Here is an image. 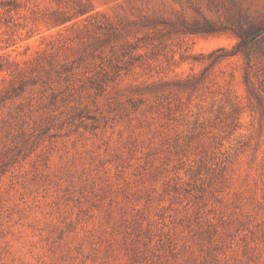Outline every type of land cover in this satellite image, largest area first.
I'll use <instances>...</instances> for the list:
<instances>
[{
	"label": "rangeland",
	"instance_id": "obj_1",
	"mask_svg": "<svg viewBox=\"0 0 264 264\" xmlns=\"http://www.w3.org/2000/svg\"><path fill=\"white\" fill-rule=\"evenodd\" d=\"M15 3L0 264H264V0Z\"/></svg>",
	"mask_w": 264,
	"mask_h": 264
},
{
	"label": "trees",
	"instance_id": "obj_2",
	"mask_svg": "<svg viewBox=\"0 0 264 264\" xmlns=\"http://www.w3.org/2000/svg\"><path fill=\"white\" fill-rule=\"evenodd\" d=\"M0 3H7V4H11L12 6H14V7H16V3H15V0H0ZM12 8H8V9H4V11H2V12H0V14L1 13H9L10 12V10H11ZM6 19V21L8 20L7 18H5ZM205 31H209V30H211V29H209L208 27H206L205 29H204ZM238 36H239V41H238V43H237V45H236V47H237V49H236V51H233L234 53L235 52H238L239 50H241V45L242 44H244V43H246V41H248V32H246V33H239L238 34ZM1 41H2V37H1V33H0V44H1ZM0 48H1V46H0ZM2 58V55L0 54V59ZM6 63L8 64V65H11L12 64V62L11 61H8V60H6ZM0 66H1V64H0ZM13 70L14 69H12V73H13ZM14 74H15V72H14ZM1 96V95H0Z\"/></svg>",
	"mask_w": 264,
	"mask_h": 264
}]
</instances>
